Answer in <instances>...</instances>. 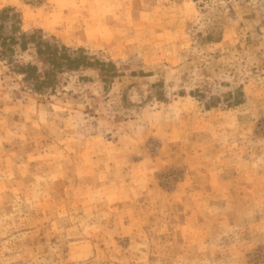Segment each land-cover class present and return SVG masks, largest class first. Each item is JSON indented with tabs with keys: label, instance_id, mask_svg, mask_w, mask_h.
<instances>
[{
	"label": "rangeland",
	"instance_id": "rangeland-1",
	"mask_svg": "<svg viewBox=\"0 0 264 264\" xmlns=\"http://www.w3.org/2000/svg\"><path fill=\"white\" fill-rule=\"evenodd\" d=\"M0 264H264V0H0Z\"/></svg>",
	"mask_w": 264,
	"mask_h": 264
},
{
	"label": "trees",
	"instance_id": "trees-1",
	"mask_svg": "<svg viewBox=\"0 0 264 264\" xmlns=\"http://www.w3.org/2000/svg\"><path fill=\"white\" fill-rule=\"evenodd\" d=\"M25 37V36H24ZM50 48V51H52V50H54V53L56 54L57 52V50H58V48L57 47H55V48H53V47H49ZM40 51V50H39ZM54 53H52V54H49L48 53V55H55ZM57 55V54H56ZM50 61H52V62H54V59H51Z\"/></svg>",
	"mask_w": 264,
	"mask_h": 264
}]
</instances>
